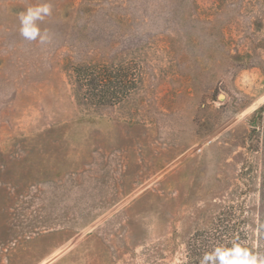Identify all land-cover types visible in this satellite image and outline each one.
<instances>
[{"label":"rangeland","instance_id":"obj_1","mask_svg":"<svg viewBox=\"0 0 264 264\" xmlns=\"http://www.w3.org/2000/svg\"><path fill=\"white\" fill-rule=\"evenodd\" d=\"M213 235L264 258V0H0V264Z\"/></svg>","mask_w":264,"mask_h":264},{"label":"clouds","instance_id":"obj_2","mask_svg":"<svg viewBox=\"0 0 264 264\" xmlns=\"http://www.w3.org/2000/svg\"><path fill=\"white\" fill-rule=\"evenodd\" d=\"M51 5H44L36 8H28L25 12L19 14L21 22V34L29 39H35L38 35V29L32 21L41 16V13H50ZM215 255L219 256L220 264H264V258L258 259L256 255L251 254L247 249L234 245L232 249L215 250ZM213 256L205 254V259H212ZM203 264V261H201Z\"/></svg>","mask_w":264,"mask_h":264},{"label":"trees","instance_id":"obj_3","mask_svg":"<svg viewBox=\"0 0 264 264\" xmlns=\"http://www.w3.org/2000/svg\"><path fill=\"white\" fill-rule=\"evenodd\" d=\"M81 70V69H80ZM83 72V71H82ZM79 78H82L80 76ZM97 86V83H94ZM82 85L80 84L79 87ZM197 243L193 244L194 249L184 256V260L180 264H220L219 256L215 255V250L217 248L232 249L234 245H239L241 248L247 249L251 254L255 255L256 249L248 241L245 244L237 243V239L234 237H227L223 239L218 235L209 236L208 238H203ZM205 254H210L213 256L212 259H205Z\"/></svg>","mask_w":264,"mask_h":264}]
</instances>
